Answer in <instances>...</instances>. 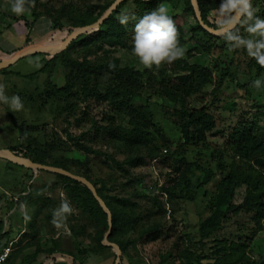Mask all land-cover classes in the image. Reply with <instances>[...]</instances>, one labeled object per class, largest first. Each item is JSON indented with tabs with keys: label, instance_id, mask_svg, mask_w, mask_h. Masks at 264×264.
I'll return each instance as SVG.
<instances>
[{
	"label": "rangeland",
	"instance_id": "obj_1",
	"mask_svg": "<svg viewBox=\"0 0 264 264\" xmlns=\"http://www.w3.org/2000/svg\"><path fill=\"white\" fill-rule=\"evenodd\" d=\"M115 1L35 0L34 6L26 5V11L17 15L12 11L13 0H0V59L25 48L62 45L72 33L71 25L84 26L82 21L90 22ZM170 2L171 13L179 15L181 21L187 19L186 38L191 37L182 46L185 56L171 65L144 68L131 50L133 33L126 36L127 43H120L109 37L97 38L94 31L106 29L98 26L72 40L64 53H36L1 70L5 95L19 96L23 109L13 111L0 103V150L14 147L13 153L22 158H29L26 154L30 151L53 166L64 160L71 172L88 178L113 204L116 197L137 202L144 217L142 225L131 234L121 231L109 239L115 244L116 240H132L124 253L127 264H178L182 260L187 264H264V206L259 222L245 217L243 226L256 228V232L240 248L217 250L216 241L202 239L200 230L202 222L215 211L229 174L234 176V204L246 201L253 183L259 184L258 193L264 201V168L239 157L228 146L229 135L241 125L254 124L264 130V87L251 86L257 78L264 80V69L245 50L230 51L219 35L191 31L190 26L196 27L198 22L187 11L185 0ZM252 3L256 15L264 18V0ZM136 5V0H119L115 17L134 13ZM212 10L207 11V20L214 29ZM27 38L32 46H28ZM76 62H86L91 69L80 75ZM188 64L210 66L213 81L184 101L172 100L163 87L186 72ZM93 65L134 68L142 78L133 92L119 88L105 69L92 70ZM107 90L108 99L98 93ZM114 99L128 100L151 112L153 125L141 128L143 141L130 145L114 136L112 122L127 131L135 129L130 118L114 105ZM195 108L205 111L211 120V128L202 136L194 126H185L188 113ZM5 164L0 157V173ZM27 171L17 184L20 189L12 182L0 185V198L9 201L0 215V231L5 223L19 233L24 226L27 230L20 246L13 245L14 251L24 252L30 243L35 251L36 242L48 248L55 239L66 243L58 256L62 264H70L69 254L77 255L82 264H115L117 248L104 243L109 216L106 225L104 218L92 212L90 194L57 173L32 167ZM35 174L41 175L37 193L26 194V205L21 209L19 202L20 206L15 199L9 200L10 193L12 197L17 193L23 196L21 193L33 186L30 181ZM65 199L73 211L54 225L53 212ZM166 227H171L169 233ZM149 228L161 230L157 238L146 239ZM240 228L241 223L231 219L217 237L226 235L238 242L233 235ZM98 230L103 232V248L96 237ZM3 237L0 232V239ZM94 248L99 252L89 253Z\"/></svg>",
	"mask_w": 264,
	"mask_h": 264
},
{
	"label": "trees",
	"instance_id": "obj_2",
	"mask_svg": "<svg viewBox=\"0 0 264 264\" xmlns=\"http://www.w3.org/2000/svg\"><path fill=\"white\" fill-rule=\"evenodd\" d=\"M159 3H163L164 6L168 8L169 15L174 20L176 27L179 32V41L180 46L182 47L187 40L190 39L186 38V31L185 25H189L187 23V19L184 17V20L181 21V18L177 14H172V3L170 0H136V10L134 13H130L128 15H134L138 20L140 17L145 15L147 12H150L156 9L159 6ZM187 11H190L192 14L195 15V18L198 22L196 27H191V31H195L196 29H200L207 34H212L208 31L200 22L197 15L195 14V9L192 0H185ZM219 3V0H197V6L199 8L201 17L203 21L208 25L207 20V11L214 9ZM113 4L111 2L108 4L100 14L91 20L90 22L82 21L81 25H88L94 23L98 19H100L110 8ZM264 15V14H263ZM136 21H130L127 26H122L119 21L118 17H115L114 10L113 12L107 16L100 26H106V29L103 30H95V35L98 36L97 38H111L116 39L120 43H127L126 36H130L133 33V29L135 26ZM79 24H73L70 26V32H73ZM210 27V25H208ZM57 27L59 29L63 28V25L57 22ZM28 46H32L30 44V40L27 38L26 40ZM23 48V47H22ZM20 48V49H22ZM64 53V50L61 51ZM1 61V59H0ZM75 69L80 75H84L87 73V70L91 69V66L88 65L86 62H76ZM260 67V66H259ZM261 68V67H260ZM103 70L111 73L112 79L118 82V87L122 89H128L131 91H135L138 87L139 81L142 78V73L139 70L134 68H121L118 66L113 65H93L92 70ZM264 69V68H262ZM213 74L214 71L210 68V66L201 65V64H188L187 71L183 74H179L175 76L174 80L171 84L166 85L163 87L167 96H169L172 100L182 99L183 101L194 94L199 93L206 84L212 83L213 81ZM113 91L115 88H112ZM117 90V89H116ZM110 90H107L105 93L98 91V93H102L101 95L105 98H109ZM114 105L118 107V110L121 113L126 114L131 122L135 125V129L131 131H127L121 128V126H117L113 123V131L114 136L118 139L125 140L128 144L132 145L136 142H141L144 139V134L142 133V127H150L153 125V118L151 112L144 111L143 108L135 106L128 100L125 99H114ZM194 126L197 130L198 134L202 136L206 130L210 129L212 124L211 120L208 118L205 111L199 108H195L194 110L190 111L187 116V120L185 122V126L189 128L190 126ZM188 133V130H186ZM189 137V136H188ZM228 146L234 149L235 153L246 160L256 162L262 168H264V130L257 127L254 124H244L239 126L238 128L233 129L231 134L229 135L228 139ZM11 151H14V147H10ZM65 149V148H64ZM30 152V151H29ZM27 152L26 156L31 158L32 161L39 162L46 164L44 160L41 158H37L36 156L32 155L31 153ZM56 166L69 170V165L64 161L61 160L56 163ZM34 170V169H33ZM60 178H65L69 180L71 183L78 185L79 189L88 192L91 197V201L93 203V207L90 209L93 210L92 212L97 213L102 218L105 219L106 225H108L107 213L103 210L100 206L97 199L94 197L93 193L89 190V188L85 185H82L80 181L76 179H72L68 176L62 174H56ZM233 178L232 174H229L226 179V186L220 192L217 201H216V209L215 211L208 216L201 224V234L202 239H208L211 241H216L217 250L224 251L227 247H236L240 248V246H245L250 242L253 238V235L256 232L255 229H251L248 227L243 226L244 219L247 217L248 219L253 220L255 222H259L260 219L263 217V207L264 201L261 198V194L258 193L259 191V184L253 183L252 188H250L246 201L241 204H234L232 202L233 199ZM99 195L105 200L107 206L112 212V221H113V229L112 233L109 236V239L115 234L120 233L121 231L131 234L134 232L141 221L143 220V216L138 212V204L134 200L130 198L124 197H116L114 201L116 203L113 204L111 199L105 197L102 192L97 189ZM234 219L238 223H241L242 229L240 228L239 232H234L233 237H235L238 242L234 241L233 238L228 236H223V238L217 237V233L224 227V223ZM33 223V222H31ZM41 227V225H39ZM39 228V227H38ZM151 229H155L150 227ZM145 231L146 239H155L158 237L160 229L150 231L151 229ZM40 229V228H39ZM162 229V228H161ZM171 227H166L165 231L167 233L170 232ZM37 234V233H36ZM96 237L99 241L100 247H104L102 243L103 239V232L100 230L97 231ZM132 241L129 239L127 242L122 240H116L115 242L121 249V258L119 264H127L124 260V253L128 248L129 242ZM21 242V241H20ZM20 242L17 243L18 247L20 246ZM52 246L48 248H44L39 242L35 243L36 249L32 254H26L22 250L14 251L12 249L9 257L6 261L0 264H4L8 262L9 264H31L32 262L36 261L37 255L41 252H48L52 253H60L62 254L63 247L65 244H60L55 239L51 240ZM31 244V243H30ZM27 244L25 247H27ZM236 244V245H235ZM77 246L73 244V247ZM71 252V251H68ZM99 250L93 249L90 250L89 253H98ZM72 253H74L72 251ZM72 257V261L70 264H82L79 259H77V255L69 254ZM178 264H187L183 260Z\"/></svg>",
	"mask_w": 264,
	"mask_h": 264
},
{
	"label": "clouds",
	"instance_id": "obj_3",
	"mask_svg": "<svg viewBox=\"0 0 264 264\" xmlns=\"http://www.w3.org/2000/svg\"><path fill=\"white\" fill-rule=\"evenodd\" d=\"M35 0H13L12 11L21 15L26 5L34 6ZM252 0H219L211 11L214 30L229 45V50L243 49L247 55L264 68V18L256 15ZM135 20L131 40L132 53L144 68L159 69L163 65H171L185 56V49L180 46L179 32L168 8L160 4L156 9L147 12L138 20L134 15L120 14L118 21L127 26ZM252 87H264V80L257 78ZM0 103L8 104L13 111L23 109L19 96L5 95L4 85L0 84ZM73 209L65 199L53 212V224L59 225ZM28 219L27 215L25 216Z\"/></svg>",
	"mask_w": 264,
	"mask_h": 264
},
{
	"label": "water",
	"instance_id": "obj_4",
	"mask_svg": "<svg viewBox=\"0 0 264 264\" xmlns=\"http://www.w3.org/2000/svg\"><path fill=\"white\" fill-rule=\"evenodd\" d=\"M118 2H119V0L115 1L111 5V7L108 9V11L100 19H98L94 23H91V24L76 28L69 35V37L65 40V42L62 45H60V46H55V47L34 46V47L22 49L21 51L15 53V54H10L7 58H1L0 71L3 70L4 68H7L10 65H12L13 63L18 61L19 59H21L23 57H26V56H29V55H33V54H36V53L49 52L50 50H57V51L64 50L68 46V44L72 40L77 38L81 33L100 26L102 24L103 20L113 12V10L117 6ZM192 2H193V5H194V9H195L196 15H197L198 19L200 20L201 24L208 31H210L213 34H216L215 30L213 28L209 27L203 21V19L201 17V14H200V11H199V8L197 6V0H192ZM0 153L4 154L6 157H8V158H10L12 160H14V159L16 160L17 159L19 161H22V162H19V163H22V164H24V165H26L28 167H32V168H35L37 170H47V171H50V172H53V173L62 174V175L68 176V177H70L72 179H76V180L81 181L84 184H86L90 188V190L93 193L94 197L100 202L102 208L107 212V214L109 216V230H108V232H107V234L105 236L104 243L108 244V245H111V246H115L117 248V256H116L115 264H119L120 258H121V253H122L121 249H120V247L117 244L112 243V242L109 241V236L111 235L112 229H113L112 212L109 209V207L107 206L105 200L97 192V189L94 186V184L88 178H86L84 176H81V175H78V174H76L74 172H71L69 170L60 168L58 166H53V165H49V164H43V163L35 162V161H32L29 158H22V157L16 155L15 153H13V151H11L8 148L1 149Z\"/></svg>",
	"mask_w": 264,
	"mask_h": 264
},
{
	"label": "crops",
	"instance_id": "obj_5",
	"mask_svg": "<svg viewBox=\"0 0 264 264\" xmlns=\"http://www.w3.org/2000/svg\"><path fill=\"white\" fill-rule=\"evenodd\" d=\"M0 157H3L5 159V167L3 168V170L0 173V185L2 186L4 183H9L12 182L15 184V189H20V187L17 186V184H19L20 181H22L23 176L28 172L27 170H29L28 166H25L22 163L19 162H15L11 159H9L8 157H6L4 154L0 153ZM12 164V165H10ZM26 177V176H25ZM41 178L40 174H35L34 177H32V180L30 181L33 186L30 188L28 186L27 190L22 192L21 194H23V196H20V193H17L16 196H11L10 193V197L9 200L12 198V200H14L15 202H17V204L20 206L21 204V209H23V207H25V200H24V196L26 194L28 195H35L37 192L36 190H38V186L37 183L39 181V179ZM27 177H26V181L27 182ZM14 189V190H15ZM13 195V194H12ZM8 200L0 198V215L3 214V210L6 209L8 206ZM20 204H19V203ZM17 205V206H18ZM11 211V209L9 210ZM2 221V219H1ZM3 222V221H2ZM27 224V220H25V225ZM39 228H41L38 225ZM18 229H9L8 228V224L5 223V225H2V230L0 231L1 234L4 235V237L2 239H0V252L3 250L4 247L8 246L11 242L12 243V249H14L13 245L19 243L20 241H22V239L24 238L25 234H26V226H24V228H21L20 233L17 232ZM30 239V238H29ZM38 240V238H37ZM43 246V245H42ZM44 247V246H43ZM46 248V247H44ZM26 254H32L34 253L33 250V245L30 244L24 251ZM60 253H48L46 251L41 252L37 255V259L36 261L32 262L31 264H62V260L60 259L59 256Z\"/></svg>",
	"mask_w": 264,
	"mask_h": 264
},
{
	"label": "built area",
	"instance_id": "obj_6",
	"mask_svg": "<svg viewBox=\"0 0 264 264\" xmlns=\"http://www.w3.org/2000/svg\"><path fill=\"white\" fill-rule=\"evenodd\" d=\"M12 243L11 242L8 246L4 247L3 250L0 252V263H3L9 257L12 251Z\"/></svg>",
	"mask_w": 264,
	"mask_h": 264
}]
</instances>
